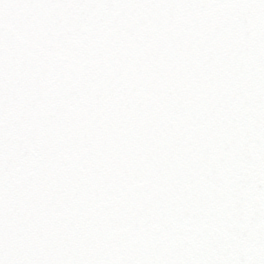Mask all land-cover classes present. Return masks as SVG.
Returning <instances> with one entry per match:
<instances>
[{
	"label": "snow or ice",
	"instance_id": "1",
	"mask_svg": "<svg viewBox=\"0 0 264 264\" xmlns=\"http://www.w3.org/2000/svg\"><path fill=\"white\" fill-rule=\"evenodd\" d=\"M0 264H264V0H0Z\"/></svg>",
	"mask_w": 264,
	"mask_h": 264
}]
</instances>
